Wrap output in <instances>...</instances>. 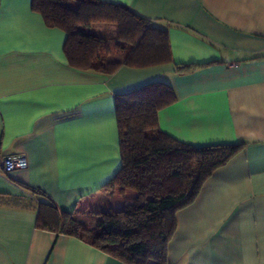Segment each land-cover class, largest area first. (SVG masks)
<instances>
[{
  "label": "crops",
  "instance_id": "crops-1",
  "mask_svg": "<svg viewBox=\"0 0 264 264\" xmlns=\"http://www.w3.org/2000/svg\"><path fill=\"white\" fill-rule=\"evenodd\" d=\"M98 1L167 29L173 64L77 70L66 33L47 26L33 0H0V162L28 161L0 167V264H126L39 228L38 207L47 198L91 227L124 206L118 193L101 202L121 167L115 96L154 81L177 97L159 111L162 133L192 146L248 144L177 213L169 264H264V0ZM174 64L194 67L178 74Z\"/></svg>",
  "mask_w": 264,
  "mask_h": 264
},
{
  "label": "trees",
  "instance_id": "trees-1",
  "mask_svg": "<svg viewBox=\"0 0 264 264\" xmlns=\"http://www.w3.org/2000/svg\"><path fill=\"white\" fill-rule=\"evenodd\" d=\"M32 6L47 26L66 33L65 55L77 70L112 75L122 66L146 69L173 64L168 30L138 17L125 5L89 0L73 7L69 0H33ZM98 23L115 27L114 38L124 44L122 60L111 59L114 39L85 30ZM174 66L178 74L194 67ZM176 100L174 89L163 81L117 94L121 167L103 188L117 190L124 197V206L108 209L101 221L85 227L42 198L37 226L81 239L126 264H169L177 213L191 206L215 171L248 145L192 146L162 133L159 111ZM128 191L136 196L127 198ZM32 193L43 197L38 191Z\"/></svg>",
  "mask_w": 264,
  "mask_h": 264
},
{
  "label": "rangeland",
  "instance_id": "rangeland-1",
  "mask_svg": "<svg viewBox=\"0 0 264 264\" xmlns=\"http://www.w3.org/2000/svg\"><path fill=\"white\" fill-rule=\"evenodd\" d=\"M82 1H89V0H82ZM71 4H72V2H71ZM85 30L87 32L105 33L110 39L111 38L114 39V42H112V57L113 58H117V56L120 53V51L124 48L123 47L124 44L122 42L118 41L117 38H114L115 35H116V32H115V27L113 25L104 24V23H102V24L98 23V24H93L89 29H85ZM116 193L119 194V192L117 190L114 191V192H112L110 190H104L103 200L101 199V202L103 201L104 204H110L111 199H112L111 198L112 195L116 194ZM127 193H126V195H127ZM121 197H123V196L121 195ZM99 216H101V215H99Z\"/></svg>",
  "mask_w": 264,
  "mask_h": 264
},
{
  "label": "built area",
  "instance_id": "built-area-1",
  "mask_svg": "<svg viewBox=\"0 0 264 264\" xmlns=\"http://www.w3.org/2000/svg\"><path fill=\"white\" fill-rule=\"evenodd\" d=\"M0 167L4 172L26 169L28 167V161L23 155L6 156L2 158Z\"/></svg>",
  "mask_w": 264,
  "mask_h": 264
}]
</instances>
